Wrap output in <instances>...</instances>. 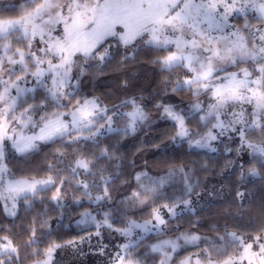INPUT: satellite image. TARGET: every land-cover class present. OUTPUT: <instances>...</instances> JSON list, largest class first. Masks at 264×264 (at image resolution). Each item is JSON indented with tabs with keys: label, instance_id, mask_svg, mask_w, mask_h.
Masks as SVG:
<instances>
[{
	"label": "snow or ice",
	"instance_id": "1",
	"mask_svg": "<svg viewBox=\"0 0 264 264\" xmlns=\"http://www.w3.org/2000/svg\"><path fill=\"white\" fill-rule=\"evenodd\" d=\"M11 7L0 13V264H60L59 252L84 245L105 264H264V217L228 222L243 218L246 182H264V0ZM141 52L154 88L125 78L112 94L85 91ZM153 126L165 128L153 148L222 150L221 171L238 170L237 211L229 204L222 224L201 230L194 167L125 164L122 142ZM45 148L36 166L13 164ZM73 210L79 231L65 239L57 228Z\"/></svg>",
	"mask_w": 264,
	"mask_h": 264
},
{
	"label": "trees",
	"instance_id": "2",
	"mask_svg": "<svg viewBox=\"0 0 264 264\" xmlns=\"http://www.w3.org/2000/svg\"><path fill=\"white\" fill-rule=\"evenodd\" d=\"M0 13L13 14L12 7H0ZM147 59V54L141 52L137 54L135 61H129L125 66L119 67L117 64L119 57H117V60H114L110 65L105 67L103 72L94 80L85 81V91L94 92V94L101 96L112 94L118 89L120 81L125 78L129 79L132 84L137 85L138 88H154L158 77L152 66L147 63ZM164 131V126L145 127L135 136H130L127 140L123 141L121 151L127 157L125 164H127L128 160L135 157L139 166H143L145 160L148 161L147 166L153 172L167 168L171 163L194 167L196 170L195 175L200 180V188L197 191L203 189L199 212L200 223L202 225L201 230L207 231L209 225L212 223L222 224L224 222L222 212L229 204L233 206L231 211H237L234 193L238 186V172H233L231 176L225 177V175L229 174L230 169L221 171L227 158L222 152L205 154L202 151L189 150L186 145L175 148L171 146L165 148L164 145H161L159 150L153 148L152 145L159 143L161 133ZM141 148L143 151L138 152L137 150ZM50 151L51 148H45L40 155L34 157L30 162L13 161V164L21 169H29L39 164L43 160L44 155L50 153ZM205 162L208 164L207 169L201 167ZM126 171L132 170L126 169ZM213 177H219L222 181L224 187L223 196L218 199L217 197L214 199V196H210V199H204L205 190H208L209 183L214 179ZM245 188L250 193V196L244 202L243 218L236 220L229 219L228 222L230 224L238 223L245 227L250 224L255 226L264 217V182H261L259 179H250L246 182ZM68 211L70 210H66V212ZM75 219V211L73 210L70 218L64 219L57 228V231L63 238L67 239L77 235L79 229L75 226ZM63 225L69 226L63 227ZM105 242L107 243L108 241L106 240ZM83 247H87V245ZM97 256L100 257V260L105 258ZM105 260H101V263L104 264Z\"/></svg>",
	"mask_w": 264,
	"mask_h": 264
},
{
	"label": "rangeland",
	"instance_id": "3",
	"mask_svg": "<svg viewBox=\"0 0 264 264\" xmlns=\"http://www.w3.org/2000/svg\"><path fill=\"white\" fill-rule=\"evenodd\" d=\"M19 2L20 0H0V7H11L12 5L18 4ZM195 151L205 152V150H195ZM220 152H222V150ZM233 172H238V170L230 169L229 174L225 175V177L231 176ZM213 178L214 179L211 181V183H209L208 190L207 191L205 190L204 199H210L209 198L210 196H214V199H216L217 197L218 199L219 197L223 196L224 187H223L222 181L219 179V177H213ZM214 192L217 194L210 195V193H214ZM204 202H206V200ZM93 244H95V239L93 240ZM83 252L84 254L81 255L77 252H74L70 248L65 249L62 252H59L57 254V259L60 261V264H102L101 260L106 259L105 257L100 260V257L93 254L92 250H90L88 246L83 247ZM104 264H105V261H104Z\"/></svg>",
	"mask_w": 264,
	"mask_h": 264
}]
</instances>
